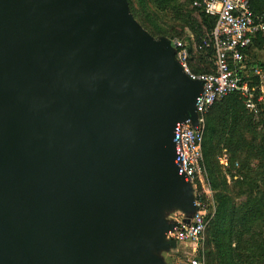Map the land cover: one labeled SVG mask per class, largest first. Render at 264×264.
Listing matches in <instances>:
<instances>
[{
	"label": "water",
	"instance_id": "1",
	"mask_svg": "<svg viewBox=\"0 0 264 264\" xmlns=\"http://www.w3.org/2000/svg\"><path fill=\"white\" fill-rule=\"evenodd\" d=\"M199 91L168 40L145 42L127 0H0V178L29 221L24 239L0 190V264H69L73 220L106 195L120 245H132L152 178L191 186L172 175L168 127L195 119Z\"/></svg>",
	"mask_w": 264,
	"mask_h": 264
},
{
	"label": "rangeland",
	"instance_id": "2",
	"mask_svg": "<svg viewBox=\"0 0 264 264\" xmlns=\"http://www.w3.org/2000/svg\"><path fill=\"white\" fill-rule=\"evenodd\" d=\"M180 1L186 2V0ZM127 2L131 15L149 45L160 46L168 39L184 40L187 34L196 36L201 41L209 32L200 12H193L187 21H184L183 17L174 14L170 7L160 8L154 0H127ZM192 9V5L189 6L187 14ZM201 53L203 59L192 61L193 70H212L209 58H206L208 53ZM173 82L178 87L186 83L179 69L173 75ZM222 101L223 99L209 117L210 132L207 134L206 163L201 179L183 190L180 189L181 185L162 186L152 178L153 200L149 202L139 199V217L147 224L146 231L141 232L144 234L143 238L146 243L155 239L163 242L165 250L170 248L168 244L176 227V221L189 217L194 210L193 196L200 194L212 201L201 247V256L206 264H235L234 226L228 211L247 201L252 183L259 185L258 182L249 183V180L240 175L237 169L241 162H238L235 168L228 169L220 164L222 154L231 157L227 151L230 138L226 134L223 121L226 112L215 114L219 111ZM242 129V127L238 128V135H241ZM212 130H216L218 134L215 135ZM262 131V126H259L256 130L244 133V139L253 150L250 158L251 167H255L259 161L254 144L257 141L253 140L259 138L258 133ZM0 190L3 198V214L9 218L17 233L25 231L29 227L28 212L15 183L9 178L1 177ZM72 241L73 257L69 264H123V247L118 240L109 195L97 203L93 215L89 218L73 220ZM179 253L182 255L183 252ZM172 254L166 255L170 262L175 257Z\"/></svg>",
	"mask_w": 264,
	"mask_h": 264
},
{
	"label": "built area",
	"instance_id": "3",
	"mask_svg": "<svg viewBox=\"0 0 264 264\" xmlns=\"http://www.w3.org/2000/svg\"><path fill=\"white\" fill-rule=\"evenodd\" d=\"M258 1L195 0L192 7L215 20L210 33L200 45L192 35H189L190 41L168 39L183 75L190 82L200 84L192 103L195 119L188 114L168 127L173 153L172 175L191 186L201 179L205 168L206 118L215 104L237 93L246 110L255 116L264 105V69L254 67L252 76L242 74L246 69V50L259 37H264V6L257 9ZM201 52L211 55L212 70L196 73L192 61L200 59ZM220 164L228 168L226 154L220 158ZM210 204L212 201L195 194L193 214L177 220L171 240L175 245L184 246L187 254L175 264H206L201 247Z\"/></svg>",
	"mask_w": 264,
	"mask_h": 264
},
{
	"label": "trees",
	"instance_id": "4",
	"mask_svg": "<svg viewBox=\"0 0 264 264\" xmlns=\"http://www.w3.org/2000/svg\"><path fill=\"white\" fill-rule=\"evenodd\" d=\"M130 1V0H129ZM160 8L166 9L168 7L179 17H183L184 21L191 16L195 11L201 13L203 22L208 26V34L212 30L215 20L197 9H192L187 14V9L193 4L195 0H186L185 3H181L180 0H154ZM130 3V2H129ZM264 6V1H258L257 9ZM206 37V36H205ZM204 37V38H205ZM201 41L196 36H193L195 42L200 45ZM198 39V40H197ZM172 40V39H171ZM185 41H190V36L187 34ZM211 55L206 56L210 59ZM200 59H203L201 56ZM195 71L196 73L209 72ZM219 103V102H218ZM218 103L211 109L206 118V134L204 142V163H206V142L207 134L210 132L209 117L212 111L218 107ZM219 112L225 111L226 117L223 116L224 125L226 126V134L229 135L228 153L231 156L228 157V168H235L238 162H241L238 167L240 175L244 176L249 183L258 182L259 185H254L249 191L247 201L241 203L239 206H234L231 211L229 210L231 223L233 224L234 234V259L235 264H264V105L260 107V113L255 116L246 110L243 100L235 93L225 97L219 106ZM259 126H262V132L258 133L259 138H254V143L259 161L255 167H251V155L253 150L250 149V145L244 139V133L247 131L256 130ZM242 127L243 132L238 135V128ZM217 135L216 130H212ZM224 154H222L223 156ZM225 168V169H228ZM226 260V259H225Z\"/></svg>",
	"mask_w": 264,
	"mask_h": 264
},
{
	"label": "crops",
	"instance_id": "5",
	"mask_svg": "<svg viewBox=\"0 0 264 264\" xmlns=\"http://www.w3.org/2000/svg\"><path fill=\"white\" fill-rule=\"evenodd\" d=\"M246 69L242 72L243 76H252L253 68L260 67L264 69V37H259L252 46L245 52ZM257 81V79H255ZM177 223V221H176ZM147 224L138 225L133 231V244L123 246V264H175L178 260L185 258L187 250L184 246L177 244L174 246L173 241L170 240L168 246L169 250H165L163 242L159 240H151L146 243L143 238L142 231H146ZM175 229V227H174ZM173 229V232H174ZM173 234V233H172ZM182 251V255L179 253ZM173 253L174 260L170 262L166 255ZM181 255V257H179Z\"/></svg>",
	"mask_w": 264,
	"mask_h": 264
},
{
	"label": "bare ground",
	"instance_id": "6",
	"mask_svg": "<svg viewBox=\"0 0 264 264\" xmlns=\"http://www.w3.org/2000/svg\"><path fill=\"white\" fill-rule=\"evenodd\" d=\"M22 233H23V232H22ZM21 236H23L24 239H25V238H27L28 234H25V232H24Z\"/></svg>",
	"mask_w": 264,
	"mask_h": 264
}]
</instances>
